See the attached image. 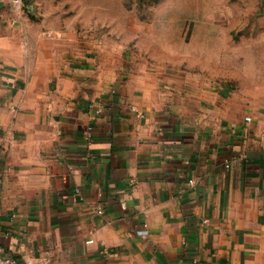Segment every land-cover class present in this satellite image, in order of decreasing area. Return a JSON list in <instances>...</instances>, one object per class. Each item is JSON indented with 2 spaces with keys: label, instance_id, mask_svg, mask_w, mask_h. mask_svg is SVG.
Masks as SVG:
<instances>
[{
  "label": "crops",
  "instance_id": "crops-1",
  "mask_svg": "<svg viewBox=\"0 0 264 264\" xmlns=\"http://www.w3.org/2000/svg\"><path fill=\"white\" fill-rule=\"evenodd\" d=\"M20 43L0 31L5 256L264 264V61L249 89L242 67L142 66L119 85Z\"/></svg>",
  "mask_w": 264,
  "mask_h": 264
},
{
  "label": "rangeland",
  "instance_id": "rangeland-1",
  "mask_svg": "<svg viewBox=\"0 0 264 264\" xmlns=\"http://www.w3.org/2000/svg\"><path fill=\"white\" fill-rule=\"evenodd\" d=\"M13 1L0 0V31L32 55L49 46L64 67L88 79L113 76L120 85L142 66L233 76L242 67L240 81L249 89L247 71L264 61L257 57L264 50V0Z\"/></svg>",
  "mask_w": 264,
  "mask_h": 264
},
{
  "label": "built area",
  "instance_id": "built-area-1",
  "mask_svg": "<svg viewBox=\"0 0 264 264\" xmlns=\"http://www.w3.org/2000/svg\"><path fill=\"white\" fill-rule=\"evenodd\" d=\"M13 2L15 5L19 6L21 3V0H14ZM96 112H100V109L98 108L96 110ZM245 119L247 121L250 120V118L248 116ZM262 146L264 147V143L262 144ZM226 166H229V163H227ZM96 210L98 213L101 212V208L99 206L96 207ZM15 263H16L15 259H13L11 257H7L4 255L3 249L0 246V264H15ZM28 264H32V263H28ZM35 264H50V261L47 257H43V258L39 259Z\"/></svg>",
  "mask_w": 264,
  "mask_h": 264
}]
</instances>
